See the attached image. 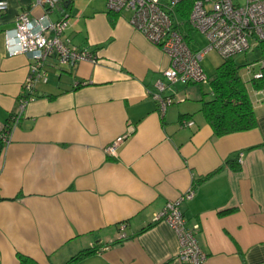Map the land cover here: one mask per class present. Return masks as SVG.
<instances>
[{
  "label": "crops",
  "instance_id": "obj_1",
  "mask_svg": "<svg viewBox=\"0 0 264 264\" xmlns=\"http://www.w3.org/2000/svg\"><path fill=\"white\" fill-rule=\"evenodd\" d=\"M3 1L0 129L9 128L0 138V264H19L18 255L65 264L87 248L70 264H183L175 234L152 215L189 189L181 212L197 231L203 264H264V89L251 82L260 55L238 74L256 127L214 137L200 113L208 84L170 87L166 94L183 101L160 112L152 94L169 60L129 24V12H109L105 0H59L49 19L67 18L64 37L96 61L46 58L47 80L35 83L14 122L30 60L8 56L2 35L18 14L36 18L46 7ZM182 7L173 8L174 24L192 38ZM128 132L117 155L106 154Z\"/></svg>",
  "mask_w": 264,
  "mask_h": 264
},
{
  "label": "built area",
  "instance_id": "obj_2",
  "mask_svg": "<svg viewBox=\"0 0 264 264\" xmlns=\"http://www.w3.org/2000/svg\"><path fill=\"white\" fill-rule=\"evenodd\" d=\"M59 0H36L37 5L45 6V13L29 18L26 12L16 16L12 29L3 32L4 49L8 56L26 55L29 60L28 74L22 85L17 111L11 115L14 122L26 104L34 99L36 82H46L44 70L46 58L54 55L59 64L72 66L78 61L95 62L94 54L70 45L63 33L68 19H49L48 11L54 9ZM109 12L130 13L129 24L142 33L148 42L158 46L168 57L169 65L156 82L152 94L160 112L175 101H183L176 94H166V90L176 85L208 82V77L200 64L208 52H215L222 59L243 53L264 40V0H105ZM182 2H189V29L203 36V48L192 49L186 41L179 24H174L173 8ZM6 2L0 0V15L6 9ZM261 66H264L262 62ZM249 70L251 68H248ZM261 72L255 78L261 77ZM8 126L0 129V138H8ZM132 127L128 128L131 132ZM129 136V132L115 137L104 148L106 154L116 156L117 147ZM241 154L237 161L240 162ZM193 197L187 190L178 198L168 200L153 213L152 223L163 222L175 234L178 242L177 260L183 264H203L206 254L200 248L195 228L186 226L181 206ZM124 235V234H123ZM105 249V248H104ZM103 248L95 250L104 251Z\"/></svg>",
  "mask_w": 264,
  "mask_h": 264
},
{
  "label": "trees",
  "instance_id": "obj_3",
  "mask_svg": "<svg viewBox=\"0 0 264 264\" xmlns=\"http://www.w3.org/2000/svg\"><path fill=\"white\" fill-rule=\"evenodd\" d=\"M183 10L181 16L188 18L190 3H180ZM180 10V8H179ZM259 59L264 62V40L257 43ZM244 65L235 63L233 57L222 60L212 75L208 76V92L202 93L200 113L212 129L214 137H221L235 132L248 131L256 127V116L245 83L242 81L239 70ZM261 77L252 79V87L264 89V66H261ZM210 95L209 98L206 96ZM230 167L237 169L236 161L227 160ZM93 248L77 252L65 264L81 259L91 254ZM19 264H37L27 256L18 255Z\"/></svg>",
  "mask_w": 264,
  "mask_h": 264
},
{
  "label": "rangeland",
  "instance_id": "obj_4",
  "mask_svg": "<svg viewBox=\"0 0 264 264\" xmlns=\"http://www.w3.org/2000/svg\"><path fill=\"white\" fill-rule=\"evenodd\" d=\"M161 1L167 2V0ZM192 34V38L188 37L186 40L188 42L189 47L192 49H195L197 47L203 48V46L206 44V41L204 40L203 36L197 33L196 31H192ZM257 49L258 48L256 46H252L245 52L234 55L233 59L236 61V63H240L241 65H245L247 62L255 61L259 57V51ZM221 61L222 59L218 56V54L210 51L203 56L199 65H201L202 69L206 73V76L208 77L212 75L215 68L219 65V63H221ZM241 69L244 70V66ZM195 85L202 86V89L204 90L205 88H207V82L196 83Z\"/></svg>",
  "mask_w": 264,
  "mask_h": 264
}]
</instances>
